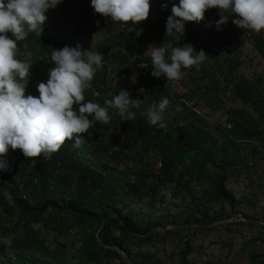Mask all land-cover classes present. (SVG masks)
I'll list each match as a JSON object with an SVG mask.
<instances>
[{
	"label": "trees",
	"instance_id": "16d2710c",
	"mask_svg": "<svg viewBox=\"0 0 264 264\" xmlns=\"http://www.w3.org/2000/svg\"><path fill=\"white\" fill-rule=\"evenodd\" d=\"M83 2L62 0L59 16L66 17L69 12L65 10L72 7L71 14L82 15L81 20L89 21V31L104 30L114 41V45H110L107 40L101 49L96 50L104 56L103 68L94 76L91 88L85 91V101L92 100L104 106L105 99L119 94L120 90L108 80L109 72H114L116 67L119 68V76L129 77L136 70L135 64H146L150 76L144 83L147 90L137 97L142 101L138 111L130 109L136 114L135 120L123 121L115 115V110H110L111 121L108 124L95 122L86 134H82L85 143L79 148L74 146V140H66L49 159H45L43 154L33 158L35 164L18 149H9L5 156L0 157L9 167L8 171L0 170L1 234H9L17 226L23 229L22 238L11 245L13 257L5 254L4 247L0 246V264H163L141 252L140 247L177 238L186 230L164 228L161 236L157 232L149 234L152 226L160 223L149 220L143 223L144 216L132 209L121 217L122 208L141 198L151 199V202L155 198L162 200L164 187L173 184V194L188 198L196 212L190 216H197L194 222L183 226L198 224L201 229H206L207 224L216 222L218 218L208 215L204 206H233V195L227 184L238 179L243 171L249 175V169L242 164L241 153L245 143H264V91L261 87L264 77L255 80L243 76L237 78L233 93L242 103H250L253 115L244 108H224L226 121L232 128L227 131L220 126L218 138L186 105L193 98L194 91L178 96L171 92L166 77L151 75L152 61L145 53L150 51L146 40L152 35L158 46L191 44L197 52L203 50L211 57L215 54L211 47L198 41L210 38L212 44L229 49L228 36L223 32L225 27L216 30L211 25L219 10H207L201 22H186L184 35L175 32L167 35L166 21L172 7L169 0H166L167 8L161 7L153 12L151 9L146 21L138 25L129 22L119 31L114 30L115 22L111 18L96 14L92 8L86 10ZM174 2L178 4L179 0ZM232 18L226 26L233 25ZM61 21L63 19L53 17L43 25L41 37L29 33L25 40L19 41L18 49L25 42L29 51L35 52L46 66L52 68L50 55L54 49L78 45L76 34L71 33L68 24L61 26ZM135 27L136 30L143 29L138 38L135 32L129 31ZM8 35L11 37V33ZM251 44L264 64V35L253 36ZM109 63L115 66L111 70H108ZM241 63V58L229 55L227 69L236 73ZM199 90L207 94L210 85H201ZM93 91L100 95L94 97ZM163 97L170 101L163 119L170 115L172 120H163L166 127L160 128L149 123L147 112ZM130 99L133 100L131 95ZM177 106L181 111L176 110ZM109 129L116 132L111 138L106 137ZM123 161L131 163L130 167L126 165L127 171L118 170ZM211 171L215 173L213 178L209 176ZM128 176L131 179L126 178ZM194 184H204L205 188L194 191ZM5 192L10 193L11 203ZM112 214L119 216L121 222L117 217L110 218L94 236L96 229ZM134 216L137 220L133 219ZM12 218H15V223H12ZM68 229L80 234L74 254L68 253V244L58 240L50 247L49 241L41 235L44 230L62 236ZM184 247L185 253H189L187 242H184Z\"/></svg>",
	"mask_w": 264,
	"mask_h": 264
},
{
	"label": "clouds",
	"instance_id": "9594fccd",
	"mask_svg": "<svg viewBox=\"0 0 264 264\" xmlns=\"http://www.w3.org/2000/svg\"><path fill=\"white\" fill-rule=\"evenodd\" d=\"M62 0H0V157L9 149L20 150L32 160L49 159L60 150L66 140H74L79 148L85 143L88 130L95 122L108 124L115 115L123 121H133L141 100L130 99V93L121 89L118 95L104 100V106L92 100L85 101V91L91 88L96 73L103 68L104 56L95 50H83L65 46L54 49L50 62L54 65L48 72L46 83L37 85L38 96L26 95L31 65L17 59L18 42L29 33L40 36L47 20L46 13L55 9ZM172 3L171 15L166 21V34L184 35L186 22H201L209 9L219 10V19L214 21L219 30L230 17L240 29L259 33L264 30V0H179ZM96 14L111 18L113 22L133 25L146 21L150 14V0H91ZM168 4L162 5L167 8ZM211 26V25H209ZM140 37L143 29H129ZM11 33V37L8 35ZM153 77H166L178 81L186 73L182 69L195 68L209 57L203 50L197 52L191 44L173 47L170 44L149 46ZM145 93L143 88L138 90ZM92 95L98 97L99 92ZM170 101L163 97L148 109L149 123L166 127L163 113ZM74 106H76L74 108ZM177 111H181L177 106ZM91 118V119H90ZM0 170L8 171L6 161L0 160ZM11 203V195L5 192Z\"/></svg>",
	"mask_w": 264,
	"mask_h": 264
},
{
	"label": "rangeland",
	"instance_id": "374dc122",
	"mask_svg": "<svg viewBox=\"0 0 264 264\" xmlns=\"http://www.w3.org/2000/svg\"><path fill=\"white\" fill-rule=\"evenodd\" d=\"M83 1L86 10L92 8L91 1ZM150 3V10L152 9L153 12L160 10L166 0H150ZM61 7L62 2L55 9H49L46 13V22L53 17L63 19V21L59 22L60 25L68 24L71 33L76 34L75 42L81 44L83 50H91L92 48V50L96 51L101 49L107 40L110 41V45H114V41L104 30L89 31V21L81 20L83 18L82 15L71 14L72 7L65 10L69 12L66 17H60ZM217 12L211 21V25L216 30L218 29L213 22L220 18L219 11ZM234 18L233 16L232 19ZM226 25L227 23L221 27H225L227 31L229 49H221L217 45L212 44L210 38L198 41L197 43L199 44H208L215 53L214 56L208 55L209 57L200 65L199 70L194 67L182 70L186 74L178 81H167L166 78L167 84L171 87V92L178 96L185 92L194 91L193 98L187 101L186 105L191 107L199 116L210 133H213L218 138H220L219 127H223V124L228 123L223 112L224 108H244L252 114L250 103H242L233 93V86L237 78L243 76L255 80L258 77H264V64L257 53L252 50L251 44L252 37L264 35V30L256 33L251 30L240 29L234 24L230 27ZM122 28H126V25L115 22V31H119ZM249 33L251 37L246 36ZM146 43L149 46L155 45L158 47L154 35L150 36ZM20 47L16 58L31 65L26 95L38 96L37 85L40 82H47L48 72L51 68L46 66L42 58L37 56L35 52L29 51L25 42ZM195 50L197 51L196 47ZM229 55H235V57L242 59V63L236 73H231L227 69ZM135 65L136 70L129 77L119 76V68L117 69V67L114 72L110 71L108 76V80H111L112 85H115L118 90L128 91L133 100H136L138 95L142 94L138 91L139 89L147 90V85L144 83H147L150 79L148 69L143 74L138 69L144 66ZM107 66L108 70L115 67L114 63H109ZM201 85H210V92L205 94L202 90H199ZM261 87L264 91V85H261ZM132 110L138 111L136 108ZM163 116H165L164 113ZM163 120L170 121L172 118L169 115ZM113 134H116L115 130L109 129L106 132V137L111 138ZM113 149L116 150L117 148ZM241 154L243 156L247 154L252 158L253 165L252 168H249V175L245 179L239 177L236 180L229 181L227 184V189L233 195V206L222 207L220 204L204 206L208 215L219 219L213 224H207L205 226L207 227L206 229H201L202 226L198 224L183 226L188 222H194L197 216H190L196 212L193 210L194 204L188 198L173 194V184H168L164 187L162 200L155 198L151 202V199L141 198L136 203L125 207L120 205V207H123L121 217L129 209H132L144 216L143 223L148 220L160 223V225L155 227L152 226V230L157 232L159 236L163 235L164 228L186 230L177 238H168L165 241L160 240L149 245H142L139 250L150 255L155 260H160L163 264H264V149L257 150V148L245 146ZM84 156H87V154H84ZM126 165L130 167L131 163L123 161L118 165V170L127 171L129 168H126ZM209 176L215 177L214 171H211ZM126 178L131 179V176ZM193 186L194 191H200V189L205 188L204 184L200 186L194 184ZM134 218L137 220V217L134 216ZM11 220L12 223H15V218ZM96 231L94 236H96ZM1 232L2 228L0 227V246L4 247L5 254L13 257L11 245L22 238L23 229L17 226L15 231L9 234L2 235ZM78 233L76 230L68 229L67 234L61 236L47 233L43 230L41 235L49 241L50 247H53L54 241L58 240L68 244V253L74 254L79 246L77 240L80 234ZM115 233L117 234V232ZM184 242H187L190 247L189 253L184 251ZM122 256L126 259L125 255ZM1 258L2 256H0Z\"/></svg>",
	"mask_w": 264,
	"mask_h": 264
},
{
	"label": "built area",
	"instance_id": "2783aa9c",
	"mask_svg": "<svg viewBox=\"0 0 264 264\" xmlns=\"http://www.w3.org/2000/svg\"><path fill=\"white\" fill-rule=\"evenodd\" d=\"M224 33L227 34V31L224 30L223 31ZM247 37H249V34H247ZM142 66H144L143 68H139V72H142L143 74H145L146 70H147V66L146 64H141ZM223 128L225 130H231L232 128V125L230 123H226V124H223ZM253 147V148H257V150H260V149H264V143H261V142H254V141H247L244 145V147ZM242 164L244 165V167L246 168H251L252 165H253V161H252V158L250 156H248L247 154H245L243 157H242ZM242 179H245L247 177V173L245 171L242 172L241 176H240Z\"/></svg>",
	"mask_w": 264,
	"mask_h": 264
},
{
	"label": "water",
	"instance_id": "95a60500",
	"mask_svg": "<svg viewBox=\"0 0 264 264\" xmlns=\"http://www.w3.org/2000/svg\"><path fill=\"white\" fill-rule=\"evenodd\" d=\"M112 217H117L118 218V220L121 222V218L119 217V216H117L116 214H112V215H110L107 219H106V221H104V223H102L101 224V226L97 229V231H96V234L105 226V224H106V222H108L109 220H110V218H112ZM248 221V220H247ZM249 222V221H248ZM210 224H213V223H210ZM154 232V230H151L150 232H149V234H151V233H153ZM128 264V263H127Z\"/></svg>",
	"mask_w": 264,
	"mask_h": 264
}]
</instances>
